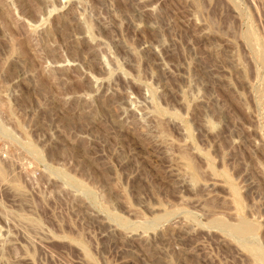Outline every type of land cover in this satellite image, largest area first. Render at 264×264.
Listing matches in <instances>:
<instances>
[{"label":"rangeland","instance_id":"1","mask_svg":"<svg viewBox=\"0 0 264 264\" xmlns=\"http://www.w3.org/2000/svg\"><path fill=\"white\" fill-rule=\"evenodd\" d=\"M0 264H264V0H0Z\"/></svg>","mask_w":264,"mask_h":264}]
</instances>
